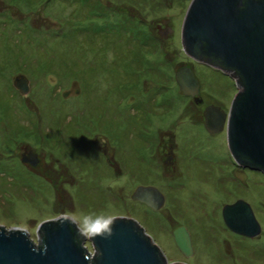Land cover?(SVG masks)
I'll return each instance as SVG.
<instances>
[{"label":"flooded vegetation","instance_id":"obj_1","mask_svg":"<svg viewBox=\"0 0 264 264\" xmlns=\"http://www.w3.org/2000/svg\"><path fill=\"white\" fill-rule=\"evenodd\" d=\"M185 2L184 10L187 13L192 0ZM3 16L0 13L1 20ZM156 30L158 37L118 38L115 31L106 29L105 34L108 36L97 38L99 49L93 63L87 67L88 71L93 72L92 84H88L84 78L78 80L77 84V97L80 100L83 98L81 111L58 122L57 118L48 117L43 127L47 131H40L43 133L39 145L41 151L32 145L33 140L28 141L37 134L36 117H25L18 108L21 102L19 96L33 91L35 61L29 64L30 61L16 59L18 55H13L8 60L11 63L6 64L3 54H0V109L5 111L4 116H0V173L45 172V182L49 185L74 186L84 181L78 186V192L82 189V193L91 190L102 193L104 189L101 182L109 179L108 183H113L118 178H125L126 186L131 190L127 195L130 206L135 203L143 208L145 216L153 221L156 233L161 230L162 221L173 218L175 212L181 213L179 206L184 202L189 206L188 215L195 210V204L199 203V209L195 212H199L201 220H222L225 231L234 233L224 222V208L239 200H246L238 197L219 207L217 197L220 194L227 195L229 186H232L231 191L236 195L241 193L243 181L239 173L257 171L239 163L230 148L222 150L215 144L219 136L224 133L227 135L226 128L222 132H210L205 124V112L210 107L229 114L232 103L227 106L204 100L200 78L192 66L185 65L184 61L177 62L176 54L168 55L165 64L174 71L178 92L173 91L175 94L166 97L168 87L160 84L165 82V72H169L163 68L162 42L169 39L174 30L169 19L157 22ZM118 44L120 52H117ZM148 49L152 52L148 53ZM149 55H158L160 58L155 63L144 65ZM185 55L189 63L205 65ZM109 59L113 62H103ZM121 60L136 68L134 73L121 71L117 77ZM6 65H11V69H6ZM184 68L191 69L200 84L199 93L195 97L185 95L176 81V74ZM209 68L225 74L221 70ZM147 75L152 76L150 83L146 80ZM143 77L145 79L141 81ZM20 84L27 90L25 93H22ZM181 97L186 100H181ZM32 100H26L22 105L25 104L28 109V106L35 107ZM67 130L71 134L68 135ZM54 151L58 153L56 158ZM111 187L108 184L107 188ZM141 188L160 192L164 197L162 207L148 205L147 199H155L148 194L142 196L143 201L136 199ZM182 193L186 195L185 198ZM60 202L63 203V200L59 199ZM168 204L174 208L166 217L164 210ZM66 211V207L60 208L58 215L72 217L66 215ZM176 229L172 231V236L177 247L174 236ZM186 229L190 233L193 247L194 236ZM177 249L184 258H194V247L191 257H186Z\"/></svg>","mask_w":264,"mask_h":264},{"label":"rangeland","instance_id":"obj_2","mask_svg":"<svg viewBox=\"0 0 264 264\" xmlns=\"http://www.w3.org/2000/svg\"><path fill=\"white\" fill-rule=\"evenodd\" d=\"M1 1L0 8L3 11L0 13L4 16L3 20L0 19V54H3L6 64L11 63L8 60L12 59L13 55H18L16 59L30 61L29 64L35 61L33 91L19 96L21 102L18 108L25 117L35 116L37 119V134L28 141L33 140L32 145L39 151L42 150L39 146L40 138L43 131H47L43 127L48 117L57 118L58 122L81 111L83 98L78 99L74 91L78 80L82 78L92 84L93 72L88 71L87 67L93 63L99 49L97 38L107 35L106 29L115 31L118 38H145L152 35L158 37L157 22L169 19L174 33L162 42L163 68L169 72H165V82L160 83L168 87L166 97L178 92L174 71L165 64L168 62V55L174 54L177 55V62L184 61L185 65L192 66L195 70L202 82L204 100L230 106L239 92L237 81L230 76L210 69L209 66L189 63L182 40L186 16L185 0ZM117 47V52H120V45ZM147 51L152 52L149 49ZM159 58L158 55H149L145 58L144 65L155 63ZM103 62L109 63L113 60ZM11 67L6 65V69ZM134 70L136 68L121 60L117 77L121 75V71L134 73ZM151 78V75H147L148 83ZM83 83L85 84L84 81ZM67 91H70V96L64 98L62 94ZM180 99L186 100L184 97ZM26 100H32L31 102L36 104L35 107L28 106V109L25 104L22 105ZM4 113L5 111L0 109V116H4ZM67 134H71L69 130ZM227 141V135L224 133L217 138L215 144L222 150H229ZM53 153L56 158L58 153ZM239 174L242 176L243 191L236 195L231 191L232 186H229L227 195H218L217 206L220 207L224 202L238 197L249 202L262 227L261 234L255 238L225 231L222 220H201L199 212H195L199 209V203L195 204V210L188 215L190 210L187 202L180 204L181 213L175 212L173 218L162 221V228L156 233L153 221L145 216L143 208L135 203L130 206L127 195L131 190L126 186L125 178H118L113 183H108L109 179L101 182L104 189L102 193H97L96 190H85L87 193H82V189L78 192V186L84 181L74 186L49 185L45 182V172L0 173V225L33 231L32 238L40 243L39 226L45 221L62 216L58 215V211L66 207V215L74 216L83 222L90 252H94L89 234L97 224L120 216L139 217L163 245L170 263L185 261L196 264H264V174L247 170ZM83 177L85 180L84 175ZM229 180L231 181V177ZM108 184L112 186L110 189L107 188ZM59 199L63 200V203L60 202L61 206ZM173 208L172 204H168L164 210L165 216L169 215ZM149 220L151 223H148ZM179 226H186L194 236L193 259L184 258L174 244L172 231Z\"/></svg>","mask_w":264,"mask_h":264},{"label":"water","instance_id":"obj_3","mask_svg":"<svg viewBox=\"0 0 264 264\" xmlns=\"http://www.w3.org/2000/svg\"><path fill=\"white\" fill-rule=\"evenodd\" d=\"M182 40L191 58L237 81L239 92L229 114L210 107L205 124L210 132L226 128L234 158L264 174V0H192ZM176 81L185 95H198L200 84L191 69H181ZM21 91L27 90L22 86ZM74 92L77 95L79 88ZM146 194L155 197L147 199L148 205L162 207L164 197L155 189H139L136 199L143 201ZM224 222L248 238L262 232L251 205L243 200L224 208ZM32 235L33 231L0 225V264H196L170 263L163 245L139 217L120 216L97 224L89 234L94 252L83 222L74 216L43 222L40 243ZM174 236L180 251L191 257L186 227L176 229Z\"/></svg>","mask_w":264,"mask_h":264}]
</instances>
